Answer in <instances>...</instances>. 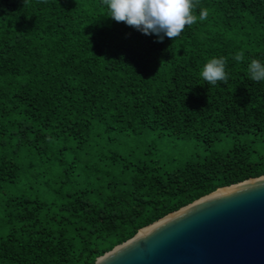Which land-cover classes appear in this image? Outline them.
<instances>
[{
  "label": "trees",
  "instance_id": "1",
  "mask_svg": "<svg viewBox=\"0 0 264 264\" xmlns=\"http://www.w3.org/2000/svg\"><path fill=\"white\" fill-rule=\"evenodd\" d=\"M194 3L208 18L158 41L104 16L101 0H0V264H92L164 215L264 175V82L246 71L264 60V0ZM212 57L225 58L226 82L200 77ZM154 132L234 142L173 169L103 153L117 135Z\"/></svg>",
  "mask_w": 264,
  "mask_h": 264
},
{
  "label": "water",
  "instance_id": "2",
  "mask_svg": "<svg viewBox=\"0 0 264 264\" xmlns=\"http://www.w3.org/2000/svg\"><path fill=\"white\" fill-rule=\"evenodd\" d=\"M92 264H264V175L164 215Z\"/></svg>",
  "mask_w": 264,
  "mask_h": 264
},
{
  "label": "clouds",
  "instance_id": "3",
  "mask_svg": "<svg viewBox=\"0 0 264 264\" xmlns=\"http://www.w3.org/2000/svg\"><path fill=\"white\" fill-rule=\"evenodd\" d=\"M104 16L116 22H124L145 35L155 34L158 41L165 36L172 40L178 37L186 26L205 21L209 12L200 8L199 16L194 14V0H101ZM233 59L245 61L244 51L237 52ZM248 78L255 82H264V60L251 58L246 63ZM200 77L208 84L226 82V60L223 57L207 59L199 70Z\"/></svg>",
  "mask_w": 264,
  "mask_h": 264
},
{
  "label": "rangeland",
  "instance_id": "4",
  "mask_svg": "<svg viewBox=\"0 0 264 264\" xmlns=\"http://www.w3.org/2000/svg\"><path fill=\"white\" fill-rule=\"evenodd\" d=\"M233 139L232 135L227 134L218 140L206 143L202 138H176L172 136L158 138L157 132L144 137L120 134L113 138L103 153L120 152L124 158L133 160L139 157H149V159L157 160L163 168L173 169L186 160L200 159L213 151L225 152L232 147ZM148 146H152L153 150L146 155L145 151ZM5 233L6 227L1 222L0 235Z\"/></svg>",
  "mask_w": 264,
  "mask_h": 264
}]
</instances>
